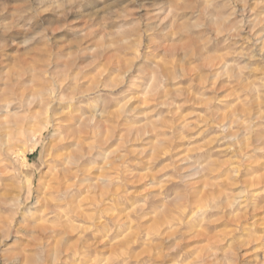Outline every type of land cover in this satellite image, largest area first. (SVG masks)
<instances>
[{
  "label": "clouds",
  "instance_id": "9594fccd",
  "mask_svg": "<svg viewBox=\"0 0 264 264\" xmlns=\"http://www.w3.org/2000/svg\"><path fill=\"white\" fill-rule=\"evenodd\" d=\"M186 77L193 81L188 88L197 89L191 103L203 105L198 124L178 116L190 102ZM220 87L233 89V102ZM237 96L242 111L234 106ZM33 121L40 125L35 131L29 130ZM168 121L175 127L159 132ZM20 122L29 125L21 143L41 153L27 168L10 152ZM198 125L238 158L239 167L264 160V0H0V159L11 161L8 182L15 189L0 195V264H108L87 239L73 244L66 230L40 227L41 220L56 228L62 223L51 206L41 213L40 192L50 175L71 168L81 176L77 188L109 187L110 177L97 182L88 169L109 172L115 163H121L123 183H134L149 156L151 167L167 164L168 170L149 180L159 191L151 193L148 211L187 203L193 219L175 236L165 233L142 264H245L242 235L191 250L181 246L209 214L254 206L242 187L227 202L210 199L195 210L191 202L215 166V150L201 152L188 130H203ZM81 135L86 146L77 142ZM62 149L58 160L55 152ZM45 195L59 206L75 193L57 187Z\"/></svg>",
  "mask_w": 264,
  "mask_h": 264
},
{
  "label": "rangeland",
  "instance_id": "374dc122",
  "mask_svg": "<svg viewBox=\"0 0 264 264\" xmlns=\"http://www.w3.org/2000/svg\"><path fill=\"white\" fill-rule=\"evenodd\" d=\"M192 82L190 78L186 77L183 86L188 88ZM196 83H199L198 78ZM220 83L217 82V85L219 86ZM196 91L195 88H188L190 102L185 103L178 110V116L187 124H198L194 118L197 115L204 116L203 105L191 103V100L194 99L193 93ZM232 93V88L220 87L219 94L229 102L234 101ZM209 99H211L210 96ZM258 103L253 105L250 110L254 111L258 107ZM143 106H149L147 100H144ZM234 106L241 111L245 107L239 102L238 96L235 98ZM167 124V128H161L158 131L163 133L175 127L174 121H168ZM39 127V123L33 121L29 130L35 131ZM198 127L203 130L198 131V128L195 127H189L188 130L196 134L195 138L200 141L196 147L201 152L215 150L213 157L215 166L210 170V177L206 178L199 187L197 199L191 202L195 205V210L206 208L210 199L220 198L227 202L232 197L239 195L242 187L247 190L246 196L251 194L250 204L254 206H248L246 211L231 215L227 213L209 214L206 218V225L197 226L195 233L186 242H181V246L186 243L188 250H191L193 247L200 246L201 242H222L219 240L220 237L242 235L246 241V246L242 249V260L245 264H261V261L264 260V160L257 159L250 161L247 166L239 167L238 158L234 157L226 148H222L216 142L214 135H207V130L203 125H198ZM26 128H29V125L20 122L11 133L14 137V147L10 149V152L13 159L19 158L27 168L28 165L41 158V153L38 146L29 149L26 143H21L27 140ZM37 134L42 135L43 133ZM105 134H108L107 128ZM156 135L157 133L154 132L153 136L156 137ZM81 141L85 143V146L87 145L84 137ZM69 142L72 141L64 143L69 144ZM134 144L141 145L143 140L135 139ZM68 151L71 150L68 149ZM52 152L53 149L49 148L48 155L44 159H51ZM133 152H135V148H133ZM221 152L225 154L221 155ZM64 154L65 151L62 150L55 156L59 160L63 158ZM124 158L125 160L129 159L127 153L124 154ZM160 159L163 160L164 156H161ZM153 160L154 157L149 156L147 161L136 169L138 174L131 178L135 182L127 184L123 183L121 179V163H115L109 172L88 169L89 175H93L97 182L102 178L110 177L113 180V185L109 187L98 183L96 188H77L81 181L77 168H71L73 175L63 180L62 185L58 186L56 177L58 175L66 176L67 172H54L47 178V182L40 192V200L43 203L41 213L45 215L49 213L51 206V209H54L62 218L61 227L56 228L53 222L44 220L39 222L40 227L42 229L51 227L57 231L66 230L73 244L87 239L95 249L104 251L108 264H124L125 260H128V264H142L144 260L155 253L160 238L164 237L165 233L175 236L186 228V221L190 223L193 219V209L187 203L183 205L161 203L155 210L148 211L151 193L159 191V188L149 184V180L168 170L167 164H161L157 168L151 167ZM11 173V161L0 159V181L4 182L3 189H0V195L4 190L9 193L15 190L8 182ZM48 182L52 185H47ZM31 183L34 185L35 180H32ZM57 187L61 189L72 187L75 196L55 208L53 207V205L57 206L55 199L51 195L46 196L45 193H52ZM138 204L140 207H137ZM45 206L48 207L45 208ZM245 225L247 230L243 233L239 232V229ZM98 229L101 230V234L94 235Z\"/></svg>",
  "mask_w": 264,
  "mask_h": 264
},
{
  "label": "bare ground",
  "instance_id": "6f19581e",
  "mask_svg": "<svg viewBox=\"0 0 264 264\" xmlns=\"http://www.w3.org/2000/svg\"><path fill=\"white\" fill-rule=\"evenodd\" d=\"M83 137H84V136L81 135V136L78 138L77 142H80L81 140H83ZM69 143H70V142H69ZM62 150H63V149H62ZM62 150H60V151H56L55 155H56V154H59V152H62ZM52 153H53V152H52ZM58 174H59V173H58ZM71 175H73V173L71 172V170H69V171L67 172L66 176H64V175H63V176H59V175H58V176H57L58 178L56 177V179L58 180L57 185H58V186H61V185H62L61 182H62L63 180H65L66 178L71 177ZM51 176H52V175H51ZM66 182H67V181H66ZM48 184H49V182L47 183V185H48ZM50 184H51V183H50ZM50 184H49V185H50ZM53 184H54V183H53ZM64 184H65V183H64ZM47 185H45V186H47ZM51 185H52V184H51ZM66 186H67V185H66ZM64 187H65V186H64ZM69 187H70V185H69ZM71 188H72V187H71ZM64 189H65V188H64ZM74 196H75V195H74ZM43 199H44V198H43ZM74 199H75V198H74ZM76 199H77V198H76ZM51 201L53 202V200H51ZM69 201H70V200H69ZM44 202H45V201H44ZM47 204H48V203H47ZM52 205H53V204H52ZM48 206H49V205H48ZM48 206H47V207H48ZM47 207L45 206V208H47ZM53 207L57 208L58 206H54V205H53ZM79 207L81 208L82 206H79ZM42 208H43V207H42ZM46 210H48V209H46ZM49 210H50V209H49ZM81 210H82V209H81ZM78 212H79V211H78ZM81 213H82V212H81ZM78 215H79V214H78Z\"/></svg>",
  "mask_w": 264,
  "mask_h": 264
}]
</instances>
